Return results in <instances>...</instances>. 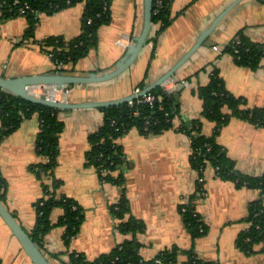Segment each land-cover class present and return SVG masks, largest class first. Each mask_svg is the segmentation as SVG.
Here are the masks:
<instances>
[{"label":"crops","instance_id":"crops-1","mask_svg":"<svg viewBox=\"0 0 264 264\" xmlns=\"http://www.w3.org/2000/svg\"><path fill=\"white\" fill-rule=\"evenodd\" d=\"M236 0H171L170 24L154 43L157 25L152 24L145 46L131 66L120 76L102 83L74 84L67 87L72 102L104 101L133 93L168 71L195 43L213 19ZM84 3L37 15L32 35L25 36L26 17L6 19L0 12V76L15 78L54 72L56 66L38 41L48 36L72 39L81 32ZM111 19L97 31V45L76 62L64 66L78 74L110 70L124 55L142 24L143 0H111ZM237 33L264 44V0H240L220 19L203 43L167 79L163 89L172 93L179 105L173 127L155 134H141L132 128L117 139L124 153L121 185L101 181L88 162V136L103 121L100 108L62 110L63 130L53 176L61 181L57 194L74 199L82 209L78 233L67 244L63 226L55 225L44 236L42 250L51 264H65L67 253L80 252L87 259L110 251L129 238L116 228L111 206L124 191L130 214L144 223L136 234L141 257L152 259L170 246L180 250L175 264H186L182 251H193L199 258L217 264H264L261 244L245 253L236 243L246 228L247 205L259 197V190L239 187L219 178L211 166L203 171L205 194L196 195L195 207L207 226L204 235L192 238L183 224L179 206L194 193L197 172L191 168L189 136L178 128L190 126L202 111V101L194 90L208 82L217 69L225 88L240 97L243 107L264 108V54L251 68L235 62L225 51ZM124 43L125 45H122ZM218 47L220 52L215 50ZM185 81V82H181ZM1 126V122H0ZM40 121L35 113L0 141V175L5 180L4 204L28 232L34 226V203L43 195L41 181L31 171L41 161L35 149ZM214 123L204 120L202 133L210 135ZM217 142L234 161L235 170L245 175L264 174V126L231 117L217 136ZM62 209L51 212L55 223ZM0 263L33 264L0 218Z\"/></svg>","mask_w":264,"mask_h":264},{"label":"trees","instance_id":"trees-1","mask_svg":"<svg viewBox=\"0 0 264 264\" xmlns=\"http://www.w3.org/2000/svg\"><path fill=\"white\" fill-rule=\"evenodd\" d=\"M0 0V12L3 19L22 15L28 21L25 36L33 34L37 15L43 12H53L58 9L84 2L81 16V32L72 39L62 36H48L38 41L39 47L47 54L52 53V61L56 68L54 72H65L64 66L76 62L79 58L97 45L98 29L109 23L111 19V0ZM27 3L30 9L20 14L19 10ZM171 0H152V24L157 25L152 41L171 22L169 12ZM90 21V22H88ZM237 64L256 68L264 54V44L256 43L242 33H237L234 39L225 47ZM71 86V85H69ZM67 86V87H69ZM142 89L144 84L141 82ZM194 92L202 101V111L190 126L178 125L190 139L191 152L189 161L198 176L203 175L206 166H211L216 175L225 180H231L239 187L259 190V197L247 205V222L245 229L237 235V246L245 253H253L261 244L264 252V174L259 176L245 175L235 170L234 161L227 155L225 149L217 142L221 127L231 117H239L255 125L264 126V108L246 109L244 101L235 97L224 86L217 71H211L207 83L198 86ZM147 94L155 97L153 103L139 101L142 96L119 105L102 107L103 121L98 128L88 136V162L97 170L101 181L121 185L124 180L122 171L125 162L124 153L117 139L132 128L141 134H155L173 127V121L178 114L179 105L172 93L162 86H157ZM160 96V99L157 97ZM62 110L46 105L33 103L0 89V141L19 127L21 122L33 114L40 121L36 135L35 149L41 161L30 166L31 171L41 181L43 195L34 203L35 222L29 233L31 239L43 248L44 236L53 226H63L62 239L65 244L78 233L83 220L82 209L78 203L66 196L57 194L61 181L53 176L59 154V139L63 130V121L59 117ZM136 112V114H135ZM209 120L214 123L210 135L202 133V123ZM5 180L0 175V199L5 197ZM202 183L195 182V192L186 202L180 204V214L183 224L192 238L204 235L207 226L195 207L197 193ZM61 208L62 213L57 221H51V212ZM111 212L116 219V230L130 237L116 244L110 251L102 253L93 259H87L83 253L71 251L67 253L65 264H175L180 252L177 246H170L160 251L152 259L144 260L140 255L141 243L136 234L144 229V223L130 214V207L124 191L117 203L111 206ZM186 256V264H217V262L199 258L193 251H182ZM159 260V261H158ZM1 264V263H0Z\"/></svg>","mask_w":264,"mask_h":264},{"label":"water","instance_id":"water-1","mask_svg":"<svg viewBox=\"0 0 264 264\" xmlns=\"http://www.w3.org/2000/svg\"><path fill=\"white\" fill-rule=\"evenodd\" d=\"M236 0L219 13L207 27L199 35L198 39L192 47L161 77L154 82L143 87L137 94L109 99L104 101H87L72 102L65 100H55L44 96H36L28 91L29 86L34 85H50L57 89H63L66 86L74 84H93L102 83L112 80L125 72L135 61L141 49L145 46L152 25V0H143L142 24L139 33L134 37L133 42L128 46L124 55L116 62L114 67L102 72H89L86 74H78L72 72H46L39 74L25 75L15 78L0 76V89L19 96L27 101L46 105L61 110L102 108L111 105H119L124 102L133 100L136 97L147 94L153 88L161 86L167 79L174 77L175 71L192 55V53L203 43L208 34L215 28L220 19L231 9L237 2ZM0 218L6 224L13 236L19 242L22 250L30 258L33 264H51L43 250L31 239L28 231H26L17 221L15 216L9 211L4 202L0 199Z\"/></svg>","mask_w":264,"mask_h":264},{"label":"built area","instance_id":"built-area-1","mask_svg":"<svg viewBox=\"0 0 264 264\" xmlns=\"http://www.w3.org/2000/svg\"><path fill=\"white\" fill-rule=\"evenodd\" d=\"M14 3H19L18 0H15ZM67 3H69V0H67ZM84 3V2H83ZM157 3H159V0H157ZM32 11V12H36L33 9H30L29 5L27 3H24V6L20 8L19 13L23 14L26 12V10ZM90 22V21H88ZM122 45H125L124 43H122ZM215 50H217L218 52H220V49H218V47H214ZM52 53H49V56L52 57ZM181 82H185V81H181ZM162 86V85H161ZM163 87V86H162ZM67 86L64 87L63 89H57L55 86H50V85H34V86H29L28 87V91L30 93H32L33 95L36 96H44L46 98H50V99H55V100H65L66 98V94H67ZM141 91L140 87H135V89L133 90L134 94H137L138 92ZM155 97L153 95L150 94H144L142 95V99H140L139 101H143V102H148L150 105L153 103ZM157 99H160V96L157 97ZM136 114V112H135ZM196 181H199L202 183V187L201 190L197 193L199 195L205 194V189H204V177L203 175L196 177ZM195 192V189H194ZM187 200L183 201L186 202ZM159 261V260H158Z\"/></svg>","mask_w":264,"mask_h":264}]
</instances>
